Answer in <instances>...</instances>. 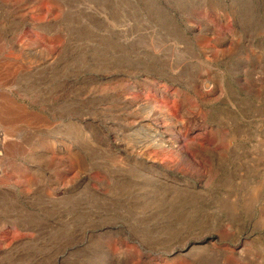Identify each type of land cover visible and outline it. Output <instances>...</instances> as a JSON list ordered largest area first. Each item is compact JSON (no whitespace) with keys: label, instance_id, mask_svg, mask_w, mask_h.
<instances>
[{"label":"rangeland","instance_id":"1","mask_svg":"<svg viewBox=\"0 0 264 264\" xmlns=\"http://www.w3.org/2000/svg\"><path fill=\"white\" fill-rule=\"evenodd\" d=\"M10 104L49 118L7 130L58 207L0 264H264V0H0Z\"/></svg>","mask_w":264,"mask_h":264},{"label":"crops","instance_id":"2","mask_svg":"<svg viewBox=\"0 0 264 264\" xmlns=\"http://www.w3.org/2000/svg\"><path fill=\"white\" fill-rule=\"evenodd\" d=\"M1 112L4 114L3 117L0 116L1 125L6 129L4 131L5 138L9 142H7L5 148V157L8 161L2 164L0 173V224H6L11 214L15 218L21 215L28 216L22 210L25 207L40 210L36 214H31L32 218L37 215L41 220L49 219V211L58 206L57 201L51 198L44 180V177L50 176L51 160L49 158L48 143L43 141L42 136L39 138L34 134L32 142L34 157L32 160H25L24 162L28 166L24 167L21 163H15L13 158L17 152H20V148L16 145L20 144V141L27 140L18 135L14 136L12 135L14 132L7 130L9 126L20 127L21 123L31 122L33 129L44 132L50 127L49 118L43 114L44 111L33 110L27 112L13 104H10ZM8 207L14 208L13 210L16 209V212L9 211Z\"/></svg>","mask_w":264,"mask_h":264},{"label":"bare ground","instance_id":"3","mask_svg":"<svg viewBox=\"0 0 264 264\" xmlns=\"http://www.w3.org/2000/svg\"><path fill=\"white\" fill-rule=\"evenodd\" d=\"M12 112H13V111H12ZM14 114H15V113H14ZM16 115H17V114H16ZM16 115H15V116H16ZM16 118H17V117H16Z\"/></svg>","mask_w":264,"mask_h":264}]
</instances>
